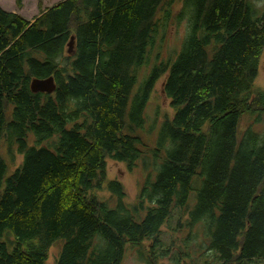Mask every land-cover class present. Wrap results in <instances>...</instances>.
I'll use <instances>...</instances> for the list:
<instances>
[{
	"label": "trees",
	"instance_id": "trees-1",
	"mask_svg": "<svg viewBox=\"0 0 264 264\" xmlns=\"http://www.w3.org/2000/svg\"><path fill=\"white\" fill-rule=\"evenodd\" d=\"M256 8L60 0L28 20L0 7V147L21 155L11 170L0 155V264H47L56 241L54 264H120L127 245L147 264H178L159 238L173 211L198 224L212 264H264V87H254L264 4ZM180 22L179 51L160 56ZM49 75L54 91H30L32 77ZM160 77L172 112L151 150L155 173L128 203L106 162L131 169L142 159L138 131Z\"/></svg>",
	"mask_w": 264,
	"mask_h": 264
},
{
	"label": "rangeland",
	"instance_id": "rangeland-1",
	"mask_svg": "<svg viewBox=\"0 0 264 264\" xmlns=\"http://www.w3.org/2000/svg\"><path fill=\"white\" fill-rule=\"evenodd\" d=\"M20 6L15 5L14 0H0V7L5 11L16 12L23 18L30 20L32 17L38 14V10L45 7L51 6L60 0H20ZM253 3L258 7L256 8L257 13L261 11V6L264 4V0H253ZM184 34L183 22L178 25L171 27L166 30L164 42L161 46L160 56L164 58H172L179 51L182 37ZM151 58L146 66H143L141 71H146V68L150 65L152 61ZM172 56V57H171ZM142 79V75L139 76L138 81ZM161 77L154 84L152 91L150 93L149 99L145 105L143 115L144 121L142 128L139 129L138 134L144 142L142 146V159H139L131 169H127L122 162L107 160L106 162V178L118 180L124 188V198L125 202H132L138 189L144 178L149 176L153 177L158 158L151 155V150L156 145V135L160 123L165 116H170L172 108L169 105V100L163 95ZM254 87L262 88L264 87V48L262 54L259 58L258 72L254 79ZM248 119L244 116L240 121V127H244ZM0 155L4 157L8 164L10 170L20 162L21 155L17 153L14 145L8 147L7 144L3 143L0 147ZM7 170V171H10ZM99 195L107 197L108 192L103 189ZM109 196V195H108ZM177 211H173L172 215L168 217L165 224L160 227L159 238L164 245L168 244V248L172 256L183 257V261H179L178 264L184 263H194L201 264L205 261H210L212 264L213 253L208 249L207 241L204 238V234L201 231L198 224H195L188 228L184 222L186 219V214L180 215L177 219ZM59 241L52 244L48 251V256L46 263L54 264V260L57 255ZM140 248L144 249V245ZM182 252L187 253L184 256ZM168 257L156 260L153 264H171ZM120 264H147L137 253L135 247L126 246L124 255Z\"/></svg>",
	"mask_w": 264,
	"mask_h": 264
},
{
	"label": "water",
	"instance_id": "water-1",
	"mask_svg": "<svg viewBox=\"0 0 264 264\" xmlns=\"http://www.w3.org/2000/svg\"><path fill=\"white\" fill-rule=\"evenodd\" d=\"M55 81L52 75L44 78L32 77L29 81V89L32 92L50 93L55 89Z\"/></svg>",
	"mask_w": 264,
	"mask_h": 264
}]
</instances>
